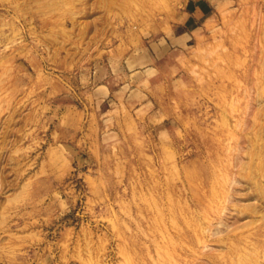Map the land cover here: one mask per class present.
I'll list each match as a JSON object with an SVG mask.
<instances>
[{"label": "rangeland", "instance_id": "1", "mask_svg": "<svg viewBox=\"0 0 264 264\" xmlns=\"http://www.w3.org/2000/svg\"><path fill=\"white\" fill-rule=\"evenodd\" d=\"M0 264H264V0H0Z\"/></svg>", "mask_w": 264, "mask_h": 264}, {"label": "crops", "instance_id": "2", "mask_svg": "<svg viewBox=\"0 0 264 264\" xmlns=\"http://www.w3.org/2000/svg\"><path fill=\"white\" fill-rule=\"evenodd\" d=\"M199 5V4H198ZM194 8H195V6L193 7L192 6V10H194ZM197 8H201V10L202 9H205V7L203 6V4L202 5H200V7L199 6H197ZM192 13H189L187 16H186V25H188L189 27V29H190V27H191V25L193 26V21H194V11H191ZM196 13H197V11H196ZM188 32H182V33H180V34H178V36H176L175 37V40H176V42H183V41H187L188 40V34H187Z\"/></svg>", "mask_w": 264, "mask_h": 264}]
</instances>
